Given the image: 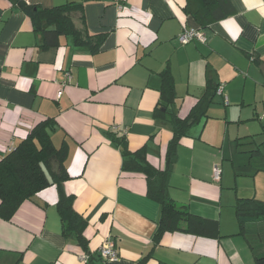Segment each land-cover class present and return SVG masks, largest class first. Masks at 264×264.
<instances>
[{"label":"crops","instance_id":"0c3cea01","mask_svg":"<svg viewBox=\"0 0 264 264\" xmlns=\"http://www.w3.org/2000/svg\"><path fill=\"white\" fill-rule=\"evenodd\" d=\"M189 1L200 2L27 0L42 8L76 5L67 13L73 27L92 45L103 36L93 50L64 33L45 48L17 0H0V159L51 118V141L66 151L63 190L85 221L80 235L65 231L58 187L49 185L11 220L0 217V264H137L146 255L144 264H255L254 254L264 253V218L247 223L244 234L234 212L239 198L264 201V168L250 172L262 160L247 157L264 153V0H228L232 13L204 28L185 10ZM183 28L199 29L206 40L179 44ZM165 71L176 93L169 102L160 92ZM220 84L228 104L207 89ZM206 93V114L171 157L165 194L217 224V236L176 231L156 243L160 206L146 195L143 173L121 169L123 152L112 136L124 138L130 152L143 148L163 170L169 117H186ZM233 162L248 173L235 176ZM107 239L116 260L98 256Z\"/></svg>","mask_w":264,"mask_h":264},{"label":"trees","instance_id":"16d2710c","mask_svg":"<svg viewBox=\"0 0 264 264\" xmlns=\"http://www.w3.org/2000/svg\"><path fill=\"white\" fill-rule=\"evenodd\" d=\"M18 5L29 17L35 31H40L44 39L43 46H55L61 33L72 34L79 44L87 43L96 50L103 40L98 36L94 44H91V36L76 30L68 17L70 9L76 5L66 4L53 8H42L28 4L23 0H17ZM185 10L193 15L201 28L207 27L214 21L227 17L232 13V7L228 0H200L193 6L190 1ZM49 26H53L49 28ZM207 87L208 91L216 90ZM161 97L171 101L176 96L173 78L169 71L161 75ZM212 94L206 93L184 118L175 115L169 117L172 126V138L167 145L165 154V168L159 170L152 166L146 158L143 148L130 152L124 142V138L113 137L112 141L121 147L123 161L121 169L128 172L143 173L147 181L146 195L156 201L160 206V218L153 235L154 242L158 243L165 233L183 231L195 235L217 236V224L189 212L186 206L178 205L165 194L166 174L171 157L179 142V138L185 134L189 125L206 114V109L211 102ZM53 124L51 118H45L34 125L27 136L10 152L0 159V217L11 220L20 204L55 183L58 187L57 210L65 225V231L75 229L81 233L84 219L73 209V198L63 190V182L69 178L64 163L65 147H56L51 141L48 128ZM248 159L262 160L257 169H263L264 153L258 150L251 151ZM235 176L244 175L239 165L233 162ZM235 216L240 233H246V224L264 218V201L255 198H239L234 205ZM80 239V238H79ZM248 240V239H247ZM83 245L82 241H79ZM85 251L87 247L82 246ZM88 253V252H87ZM98 256H100L98 252ZM89 257V256H88ZM148 255L141 258L137 264H144ZM255 264H264V253L254 254Z\"/></svg>","mask_w":264,"mask_h":264},{"label":"built area","instance_id":"2783aa9c","mask_svg":"<svg viewBox=\"0 0 264 264\" xmlns=\"http://www.w3.org/2000/svg\"><path fill=\"white\" fill-rule=\"evenodd\" d=\"M26 3L27 0H23ZM29 4V3H28ZM177 42L179 44H187L193 40H199V41H205L206 37L203 32H201L199 29L195 28H183L178 35L176 36ZM66 76L69 78V75L66 73ZM215 93L217 95H221L223 98V101L225 104H228V97L227 95L223 92V85L220 84L217 86ZM60 96V93H58ZM221 175V169L218 165H214L212 169V178L214 180H219ZM98 252L101 256L102 259L105 260H116L118 258V252L115 249L113 243L111 242L110 239H107L101 246L98 248ZM88 255H83L82 258L86 260Z\"/></svg>","mask_w":264,"mask_h":264}]
</instances>
